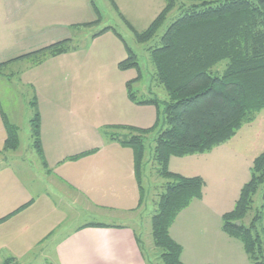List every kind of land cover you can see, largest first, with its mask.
Returning <instances> with one entry per match:
<instances>
[{"label":"crops","instance_id":"crops-1","mask_svg":"<svg viewBox=\"0 0 264 264\" xmlns=\"http://www.w3.org/2000/svg\"><path fill=\"white\" fill-rule=\"evenodd\" d=\"M25 1V6H21V0H17L16 4L22 9L31 2L34 3L32 8L39 9L37 2L41 3L42 1L41 4L47 2V0ZM61 1L65 2V0ZM113 1L128 19L125 12L119 7L118 0ZM76 2L82 6L85 3L86 6L90 5L88 0H76ZM14 11L15 14H13ZM16 13V6L13 7L11 4L3 12H0V63L47 46L49 42H54L44 43L39 39L35 41L34 45L26 42L23 40L26 39L24 37L27 36L29 30L34 28V26L31 28L26 25L20 30L23 37V39L19 38L22 51L12 53V49L18 42L16 23L18 16ZM73 13H66L68 15L64 17L68 20L67 22L62 24L37 23L35 28H39L35 30L41 31L44 27L52 29L61 26L67 31L68 27L74 25L68 18L71 16V19H75L72 18ZM34 17L36 20L42 17L49 20V14L43 10L36 12ZM53 18H56V15ZM128 21L132 24L129 19ZM57 32L53 30L49 35H54ZM39 38L41 37L39 36ZM40 42L42 43L40 44ZM26 45L31 48L25 49ZM92 49L95 50L97 59L101 57L102 61L105 60L103 65H110V74L112 65L114 81L112 82L111 76H103V83L98 85L95 92L90 93L89 101L86 102V94L79 92L82 78L79 69L81 64L78 59L82 51ZM107 54L108 58H106ZM125 57L126 50L123 43L113 33L106 32L96 38H91L84 48H77L76 51L48 59L36 67L24 69L20 74V79L30 87L31 99L36 100V107L40 115V145L45 166L36 153L39 164L37 171L45 174L46 178L52 179L51 177H53L52 181L54 182L60 181L63 182V186L67 185L68 187H65L71 194V205L83 204L82 209L88 217H91V214L95 215V212L87 209L92 207L95 210L100 208L109 211V213L123 212L125 215H132V220L135 221V215H138L143 202L138 206L139 192L134 176L131 150L121 147L117 142L107 140L102 135V130L107 125L151 127L156 120V109L152 105H135L127 98L125 84L135 77V71H120L117 68V64ZM71 61L78 64L74 74L72 76L66 74L61 77L64 76L66 81H71L70 77L73 78L71 81L73 82L72 90L61 92L56 87L59 76L56 75L55 70L60 66L64 67ZM98 61L100 62V60ZM75 85L78 90H75ZM58 98L64 102H57ZM63 104H65L66 111L62 114L63 116L66 114L68 123L62 124L63 116L59 117L62 114L58 108ZM1 110L0 106V157H4L7 153H15L18 149L2 151L5 133L1 121ZM49 115L52 117L49 118ZM49 121H52L51 126ZM65 124L69 126H62ZM244 127L232 139L217 146L219 147L218 153L220 151L217 165L210 163L205 166L203 159L192 165L194 170L200 172H192L190 169L191 173H189L185 158L197 157L198 154L181 157V159L172 157L169 160L170 171L183 174L186 177L200 176L204 181L201 199L192 201L186 209L182 210L169 229L170 237L182 248L180 260L184 264H249L241 243L228 237L221 229L222 214L234 207L241 187L250 178L253 159L264 149V142L257 150L256 141L252 139L249 140L250 143L246 140L247 147L250 144L251 147L255 144V150L251 154V149L241 152L240 150L244 148L236 149L235 146V149L233 148V143L241 145L243 142L244 139H240ZM230 146L232 147L229 148ZM91 149H96V152L77 160H68L71 156ZM225 151L230 154L223 156ZM207 157H211V155ZM239 157L244 159L247 164L244 175L239 177L227 174V168L231 163L239 160ZM173 159L182 164L180 168L176 167V163L173 164ZM31 163L29 168L33 166ZM11 168L9 165H4L0 167V172L10 171L15 181L18 175ZM82 197L83 199L80 200ZM24 200L26 199H19L18 196H15L1 202L0 219L26 203L29 207L0 223V264H19L21 259L42 245L44 241L49 240L55 232L56 226L53 221L56 218L53 221L48 219L38 222L36 226L32 221L22 223V218L29 214L28 211L40 208V205L35 207L33 198ZM44 205L46 212L51 210L58 213V208L54 204ZM87 224H101L108 227H88L78 230ZM81 226L51 243L50 249L45 252L50 264H148L140 240L131 226L101 222L84 223ZM28 229H32L30 233Z\"/></svg>","mask_w":264,"mask_h":264},{"label":"trees","instance_id":"trees-1","mask_svg":"<svg viewBox=\"0 0 264 264\" xmlns=\"http://www.w3.org/2000/svg\"><path fill=\"white\" fill-rule=\"evenodd\" d=\"M108 1L139 44L152 41L167 15L175 8L180 11L179 17L159 38V45L145 48L154 69L153 80L165 91L167 101L153 97L151 90L146 97L134 90L142 77L137 56L114 27H104L92 38L112 32L123 43L126 57L117 68L135 71V77L125 84L127 98L135 105H152L156 109V120L151 127L107 125L102 130L107 140L131 150L139 192L138 206L144 199L145 139L157 129L162 111L161 125L165 128L157 132L154 140L153 161L156 174L165 182L158 196L157 211L150 219L151 239L154 247L160 250L162 264H184L180 260L182 248L170 237L169 229L182 210L192 201L201 199L204 181L200 176L186 177L170 171L169 160L204 154L226 143L264 108V0H164L163 8L143 31L135 30L115 2ZM90 5L98 17L93 22L81 24L82 27L101 20L93 0ZM76 50L77 46H72L69 39L56 41L0 63V74L3 68L17 61L28 60L27 68L36 67ZM221 62H224L222 72H214ZM29 104L34 108V116L29 121L32 146L45 166L40 145V115L36 101ZM161 105L163 110H160ZM1 121L5 133L2 151H16L19 129L2 110ZM95 152L96 149L84 151L68 160ZM263 184L264 149L253 159L250 178L241 187L234 207L221 216L222 231L241 243L249 264H264V191L260 208L255 209L245 223L253 209L254 196ZM27 204L1 218L0 223ZM88 227L108 226L87 224L78 230Z\"/></svg>","mask_w":264,"mask_h":264},{"label":"rangeland","instance_id":"rangeland-1","mask_svg":"<svg viewBox=\"0 0 264 264\" xmlns=\"http://www.w3.org/2000/svg\"><path fill=\"white\" fill-rule=\"evenodd\" d=\"M71 1H73L74 3H72ZM93 1L100 13L101 20L99 23H94L90 26L82 27L81 24L93 22L98 17L97 14H95V11L92 9L91 5L86 6V3L82 6L80 3L76 2V0H65V2H62L61 0H47V2L43 4H41L42 1L41 3L37 2V4H39V9L32 8L34 3L31 2L28 6H26V8L20 9L16 4L17 0H0V12H3V10L9 4H11L13 7L16 6L17 9L16 16H18V19L16 20V23L18 42L15 45L16 47L12 49V53H15L14 51H16V53H20L22 51V44H20L19 38L23 39V37L20 34V30L26 27V25L30 26L31 28L34 26L31 31L29 30L27 36L24 37L26 39H23L28 43H32L34 45L36 44L35 41L38 39L44 43H48L49 41L56 42L63 39H69L71 45L77 46V48L86 47L93 34L99 32L104 27L111 26L116 29V31L122 36L127 45L137 56V61L141 70L142 77L140 82L134 85V90L138 92V95H142L145 97L150 96L148 95L147 91L151 90L153 93V97L158 98L159 101L162 102L167 101V95L165 91L160 86L156 85L155 81L153 80L154 69L149 59V55L145 51V48L147 47V45H159V38L161 37V35L165 32L169 25L179 17V9L175 8L167 15L166 19L156 32V35L152 41H150L148 44H139L135 41L132 33L124 25L117 12L113 9L108 0ZM88 4H90V0H88ZM25 5L26 1L21 0V6ZM118 5L125 12V15L132 22V24H134V29L137 31H143L148 27L150 22L163 8L164 0H118ZM42 10L49 14V20L44 17H42L41 19L38 18L37 20L34 19V16H36V12L38 13ZM70 12H74L72 18L75 19H71V16L68 17L69 21L73 22L74 25L68 27L66 29L67 31H65V28L62 29L61 26L53 27L52 29L44 27L41 31H36L39 28H35L37 27V23L41 24L54 22L57 24H62L63 22H67L68 20H66L64 16L68 15ZM120 13L122 14L121 11ZM13 14H15V11L13 12ZM54 15H56V18H53ZM124 18L128 21L125 16ZM53 30L58 32L54 35H49ZM39 36L42 39L39 38ZM58 36L59 38H57ZM44 39L47 40L43 41ZM42 42H40V44ZM54 42H49V44H52ZM29 48L31 47H28V45H26L25 49ZM79 57L80 58L78 60L81 64L79 69L82 78L79 92H83L86 94L85 101L88 102L90 93L95 92L98 85H100V83H103V76H111L112 82L114 81V78L112 76V65L110 74V65H103V62L105 60L102 61L103 58L101 57L100 59H97L94 49L90 51H82L79 54ZM108 57L109 56L107 54L106 58ZM98 60H100V62ZM98 64L100 66H97ZM28 65V60L17 61L3 68L2 75L0 74L1 109L7 115L9 121L12 124L16 125L19 129L18 150L15 153H7L5 155L6 157H0V167L9 165L12 167L11 169H13V171L18 175L17 180L14 181V177L10 171L0 172V205L3 200L14 198L15 196H18L19 199L26 200L33 198L36 204L35 207L40 205V208L28 211L29 214L22 218V223L32 221V223L35 222L36 226L38 222H43L44 220L46 221L48 219H52L53 221L54 218H56L53 221L56 229L54 230L55 232L52 234V237L49 238V240L44 241L42 245L38 246V248L29 253L25 258L21 259V262L19 261V264H50V261L46 258L47 255H45V252L50 249L51 243L58 241L61 237H64L68 233L74 231L77 227L83 225L84 223L92 222H101L115 225L124 224L131 226L135 230L140 240V245L146 262L148 264H162L159 258L160 250L154 247L152 243L150 229V219L152 215H154L157 211L158 196L162 193V187L165 182L164 179L160 178L156 174L155 164L153 161V151L155 145L154 140L157 136V132L160 131L161 128H165V125H161L163 121L162 111L160 112L157 129L149 133L145 139V153L142 171L144 199L138 215H135V221L132 220V215H125L123 214V212L109 213V211L100 208L95 210L92 207L87 209L91 212H95V215L91 214V217H88L86 212H84V210L82 209L83 204L80 205L81 203H79L76 205H71L72 198H70L71 194L65 187L67 185L63 186V182H60L59 180L58 183L54 182L52 181V179H54L53 177H51L52 179L46 178L45 174H41L37 171L39 166L37 161L38 157L36 155L34 147L32 146L33 139L31 137V129L29 123L31 118L34 116V108L29 105V102L33 101V99H31L32 92L30 90V87L20 79L21 72L24 71V69H26ZM77 65L78 64L76 62L71 61L65 64L64 67L60 66L55 70L56 75L59 76L57 80L58 85L56 86L59 91L67 92L72 90L71 86L73 82L71 81L73 80V78L70 77L69 79L71 81H66L65 77L61 76L66 74H69L67 76H72L75 69L77 68ZM223 68L224 62H221L214 68V72L221 73ZM74 88L75 90H78L77 85H75ZM102 92L104 93V90ZM57 102L62 103L64 101L58 98ZM64 106L65 104L58 108V110L61 111V114L66 111L64 109ZM160 110H163V105H161ZM61 116H63V114L59 117L61 118ZM64 116L63 120L61 119L62 124L68 123L66 114ZM51 117L52 116L49 115V118ZM49 122L51 126L52 121ZM62 126L69 125L65 124ZM242 127L244 128L242 129L243 131L241 132L242 135L240 140H244L241 145L240 143H233V148H244L240 150L241 152L251 149V154L255 150L256 144L257 150H259L264 142V108L255 114L253 120L250 123H246ZM123 133L125 132H120V134ZM251 139L255 140L256 142L252 147L251 144L247 147V141L250 143L249 140ZM231 147L232 146H230L229 148ZM218 148L219 147H216L213 150L202 154L201 156L198 154L197 157H187L188 159L185 158L187 160L185 162L188 165L187 167L189 173H191L190 169L192 170V172L199 171L194 170V167L192 165L200 162L203 159L205 162V166L206 164L210 163L217 165V157H220V151L219 153L217 151ZM229 154L230 153L228 151H225L223 153V156H227ZM210 155L211 157H207ZM30 161L34 166H32V168H29L31 163ZM172 162L173 164L176 163V167L178 168H180L182 165L176 162L175 159H173ZM246 168L247 164L245 160L239 157V160L230 164L229 168H227L228 170L226 171V173L230 174L231 176L235 175L242 177L245 173ZM19 181H21L22 183H20ZM263 191L264 184L260 186L254 196L252 205L253 209L248 213L245 219V223H248L254 210L260 208L261 196ZM82 199L83 197L80 200ZM48 203L54 204L58 208V213H54L51 210H48V212H46V209H44V204ZM28 207L29 205L27 206V208ZM31 230L32 229H28V232L30 233Z\"/></svg>","mask_w":264,"mask_h":264},{"label":"water","instance_id":"water-1","mask_svg":"<svg viewBox=\"0 0 264 264\" xmlns=\"http://www.w3.org/2000/svg\"><path fill=\"white\" fill-rule=\"evenodd\" d=\"M237 225H239V222H236Z\"/></svg>","mask_w":264,"mask_h":264}]
</instances>
